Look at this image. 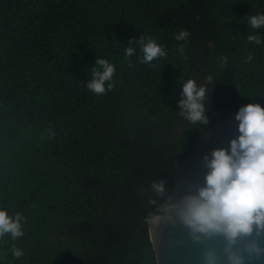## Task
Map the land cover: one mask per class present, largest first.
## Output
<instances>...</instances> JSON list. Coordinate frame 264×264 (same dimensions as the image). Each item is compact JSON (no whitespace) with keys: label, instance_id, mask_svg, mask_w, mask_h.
<instances>
[{"label":"trees","instance_id":"1","mask_svg":"<svg viewBox=\"0 0 264 264\" xmlns=\"http://www.w3.org/2000/svg\"><path fill=\"white\" fill-rule=\"evenodd\" d=\"M261 12L264 0H0V207L26 217L0 264H156L145 217L175 164L239 107H264V44L247 39L264 37L249 24ZM139 37L167 56L142 63ZM95 57L116 67L101 95L86 86ZM189 78L210 93L207 126L179 115Z\"/></svg>","mask_w":264,"mask_h":264},{"label":"clouds","instance_id":"2","mask_svg":"<svg viewBox=\"0 0 264 264\" xmlns=\"http://www.w3.org/2000/svg\"><path fill=\"white\" fill-rule=\"evenodd\" d=\"M249 24L254 29L264 27V12L250 15ZM189 35L187 29H182L177 32L175 39L187 42ZM136 39L142 63L148 64L156 58L167 56L166 47L155 39ZM247 39L257 45L264 44V37L259 33H252ZM177 51L184 55L183 43L178 45ZM135 53V47H126V57L131 58ZM251 59L249 56L248 60ZM227 62L228 57L222 56L221 67ZM128 63L131 67V59ZM90 70L91 79L86 83L90 91L101 95L114 88V63L107 58L95 57ZM206 80L215 83L211 74ZM180 96L177 102L179 115L192 124L207 126L205 100L210 97L207 87L189 78L181 82ZM234 118L238 121V135L230 140L228 148H215L210 155L203 157L207 169L203 184L194 192L185 194L180 201L165 204L164 211L174 210L180 222L190 230L193 240L201 239L198 234L205 238L223 236L227 241L224 251L229 264H244L245 256L240 250L233 251L232 246L240 237L250 236L254 231L259 236L264 231V107L260 103L245 104L239 107ZM152 190L163 196L165 181L154 180ZM155 202L149 199V203ZM25 220L22 213L9 215L7 209L0 207V242L6 243L4 238L9 235L12 240L22 237ZM243 251L248 253L249 259L260 257L264 255V246L253 240ZM11 253L14 258H20L24 250L12 244ZM3 258L0 256V260ZM217 259L212 250L205 251L206 264H216Z\"/></svg>","mask_w":264,"mask_h":264},{"label":"water","instance_id":"3","mask_svg":"<svg viewBox=\"0 0 264 264\" xmlns=\"http://www.w3.org/2000/svg\"><path fill=\"white\" fill-rule=\"evenodd\" d=\"M234 116L229 115L206 129L194 141L187 156L174 166L169 195L154 213L145 217L156 264H206V250H212L218 257L216 264H229L224 251L227 241L223 236L205 238L198 234L201 239L193 240L190 230L180 222L176 212H165L164 205L180 201L185 194L194 192L203 184L207 171L204 155H210L215 148H228L230 140L238 135V121ZM253 240L264 246V231L259 236L254 231L250 236L238 238L232 250L242 252L245 256L244 264H264V255L249 259L248 253L243 251Z\"/></svg>","mask_w":264,"mask_h":264}]
</instances>
